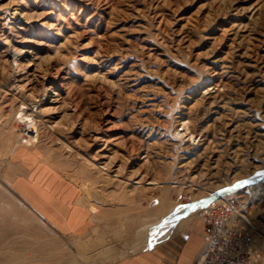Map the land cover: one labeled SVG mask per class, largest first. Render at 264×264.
<instances>
[{
  "label": "rangeland",
  "instance_id": "obj_1",
  "mask_svg": "<svg viewBox=\"0 0 264 264\" xmlns=\"http://www.w3.org/2000/svg\"><path fill=\"white\" fill-rule=\"evenodd\" d=\"M20 104L38 107L30 144ZM18 145L110 226L156 209L152 238L176 209L196 213L172 234L242 205L264 264V0H0V167Z\"/></svg>",
  "mask_w": 264,
  "mask_h": 264
},
{
  "label": "crops",
  "instance_id": "obj_2",
  "mask_svg": "<svg viewBox=\"0 0 264 264\" xmlns=\"http://www.w3.org/2000/svg\"><path fill=\"white\" fill-rule=\"evenodd\" d=\"M3 195L21 205H2ZM155 215L147 205H128L122 225L111 227L40 149L18 145L0 167V264H194L204 219L160 239L146 233ZM112 228L109 239L103 233Z\"/></svg>",
  "mask_w": 264,
  "mask_h": 264
},
{
  "label": "built area",
  "instance_id": "obj_3",
  "mask_svg": "<svg viewBox=\"0 0 264 264\" xmlns=\"http://www.w3.org/2000/svg\"><path fill=\"white\" fill-rule=\"evenodd\" d=\"M203 219L204 248L194 264H252L250 223L242 205L213 203Z\"/></svg>",
  "mask_w": 264,
  "mask_h": 264
},
{
  "label": "bare ground",
  "instance_id": "obj_4",
  "mask_svg": "<svg viewBox=\"0 0 264 264\" xmlns=\"http://www.w3.org/2000/svg\"><path fill=\"white\" fill-rule=\"evenodd\" d=\"M12 14L10 16V18L14 19V20H17L18 17L15 15V13H10ZM8 16V15H7ZM21 105V104H20ZM41 105V104H40ZM39 105V106H40ZM22 106V107H21ZM20 108L17 109V111L15 112V120H17L18 122H21L23 125H24V129H23V133L22 135L25 136V138L22 139V143H26V144H30V142L32 140H34L37 136V120H36V116H37V112L38 110V107H35V105H31L30 107H27V106H23L21 105ZM185 128V127H184ZM187 129V128H186ZM184 134V133H183ZM187 135V134H186ZM33 142V141H32ZM135 183H139V182H135ZM147 184H152V185H155L157 184L156 181H149L147 182ZM176 209V211L174 213H172L174 216V218L178 217L180 218L178 221H175V223H169V225H167L164 229H161L157 234H159V238L160 239H163L165 236H167L170 232H173V231H176V230H179L182 226L183 223H186L188 222L192 216L196 213L195 210H187L186 208L184 209H180L178 210ZM173 211V210H172ZM172 214H170V216L172 217ZM182 214H185L182 215ZM184 216V217H183ZM170 218V217H169ZM167 220V219H166ZM172 221V222H174ZM249 221V220H248ZM155 222V221H154ZM167 222V221H165ZM168 223V222H167ZM156 224V223H154ZM153 224V225H154ZM152 224H150L149 226H151ZM175 225V226H174ZM186 226V225H185ZM161 228V226H160ZM157 229H158V226H157ZM147 233V232H146ZM155 236V235H154ZM148 238V237H147ZM151 238V237H150ZM154 238V237H153ZM157 239V238H156ZM155 240V239H154ZM153 240V241H154ZM149 242V241H148ZM152 242V241H151ZM158 242V241H157ZM150 244V243H149ZM155 245V244H154Z\"/></svg>",
  "mask_w": 264,
  "mask_h": 264
}]
</instances>
